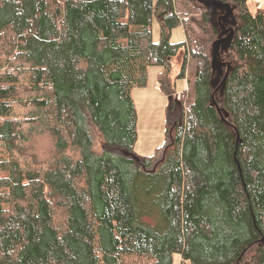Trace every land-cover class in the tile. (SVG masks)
<instances>
[{
	"label": "trees",
	"instance_id": "obj_1",
	"mask_svg": "<svg viewBox=\"0 0 264 264\" xmlns=\"http://www.w3.org/2000/svg\"><path fill=\"white\" fill-rule=\"evenodd\" d=\"M219 1L222 75L199 0H0V264H264V7ZM153 66L178 108L160 158L134 151Z\"/></svg>",
	"mask_w": 264,
	"mask_h": 264
},
{
	"label": "rangeland",
	"instance_id": "obj_2",
	"mask_svg": "<svg viewBox=\"0 0 264 264\" xmlns=\"http://www.w3.org/2000/svg\"><path fill=\"white\" fill-rule=\"evenodd\" d=\"M257 5L264 7V0H249V6L252 11H255ZM227 26V24H226ZM159 24L155 20L153 25L154 39H159ZM185 38V32L182 26L173 28L171 40L181 41ZM175 71L179 68V61L175 59ZM162 69L161 66H153L149 70V80L145 87L135 88L133 91V97L136 103L138 111V140L135 145L134 151L138 156H152L158 149H161L158 158L163 155V150L168 143L167 122L173 121L178 113V108L171 106V100L165 95L158 83L157 71ZM187 82L185 79L178 80V89L181 90L186 87ZM87 125L90 128L92 140L94 142V148L101 151L104 148L105 141L102 135L93 127L87 120ZM110 152L114 155L122 153L121 148L108 147ZM132 168H136V164L132 165ZM159 171L144 174L138 173L139 188L143 190V185L148 190L152 188L153 195H157L162 189L163 175H160ZM173 264H184L182 256L179 253H175L173 257ZM186 264H191L187 261Z\"/></svg>",
	"mask_w": 264,
	"mask_h": 264
},
{
	"label": "water",
	"instance_id": "obj_3",
	"mask_svg": "<svg viewBox=\"0 0 264 264\" xmlns=\"http://www.w3.org/2000/svg\"><path fill=\"white\" fill-rule=\"evenodd\" d=\"M202 2L213 14V19L215 20L218 18L220 9L223 14L219 16V18H224L226 22L230 23L229 27H226L223 21L221 22V32L219 34V37L214 42V55H213V62H214V68L215 70H218L219 75L223 74V66L226 65L225 62H222L218 59L219 55V48L220 46H223L224 48H227L229 42L233 39L234 32H235V25H236V18L233 12V7L230 3H223L219 0H199ZM227 33L225 37H223V34ZM231 69V65L228 64L227 71L223 77L222 80V90L224 89L227 81V77L229 75Z\"/></svg>",
	"mask_w": 264,
	"mask_h": 264
},
{
	"label": "flooded vegetation",
	"instance_id": "obj_4",
	"mask_svg": "<svg viewBox=\"0 0 264 264\" xmlns=\"http://www.w3.org/2000/svg\"><path fill=\"white\" fill-rule=\"evenodd\" d=\"M222 13H223V12H222ZM222 13H221V14H222ZM221 14H218V18H217V20H219L220 25H221L222 20L225 21V19H224L223 17H222V18H219V16H221ZM226 34H227V33H224V34H223V37H225Z\"/></svg>",
	"mask_w": 264,
	"mask_h": 264
},
{
	"label": "crops",
	"instance_id": "obj_5",
	"mask_svg": "<svg viewBox=\"0 0 264 264\" xmlns=\"http://www.w3.org/2000/svg\"><path fill=\"white\" fill-rule=\"evenodd\" d=\"M161 70L160 69H158V71H157V74L160 72Z\"/></svg>",
	"mask_w": 264,
	"mask_h": 264
}]
</instances>
